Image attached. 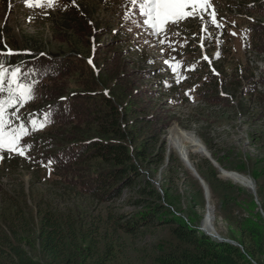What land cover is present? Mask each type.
I'll use <instances>...</instances> for the list:
<instances>
[{"label": "rangeland", "instance_id": "obj_1", "mask_svg": "<svg viewBox=\"0 0 264 264\" xmlns=\"http://www.w3.org/2000/svg\"><path fill=\"white\" fill-rule=\"evenodd\" d=\"M209 2L203 20L189 16L168 24L165 33L157 36L137 23L143 18L132 14L129 0H56L52 8L0 0V50L6 44L16 55L72 61L57 82L37 80L34 99L19 109L26 124L30 113L36 119L51 115L45 127L30 130L21 139L22 146L31 145L26 156L0 153V231L15 213L35 216L39 209L53 210L77 225L83 240L80 249L90 257L82 264H155L161 244L170 240L168 228L147 229L135 236L116 231L112 214L135 210L126 204L128 192L114 203L98 204L75 188L73 174L53 163L56 157L50 154L75 142L70 140L78 136L73 131L84 124L74 113L52 112L49 105L62 96L60 100L66 101L90 82L105 95L115 92L124 104L131 101L134 107L152 108L148 115L156 121L150 131L153 142L165 147V162L144 171L151 174L159 192L166 191L167 203L185 220L204 229L212 208L215 235L241 247L244 221L257 215L264 221V31L257 28L264 26V0ZM213 12L219 28L211 21ZM165 61L178 63L179 68L174 72ZM105 68L111 72L99 75ZM50 90H56L54 97ZM133 90L143 91V96L130 98ZM174 127L197 136L224 171L245 176L252 187L221 176L205 156L191 154L203 186L171 145ZM172 158L176 163L169 166ZM216 158L223 159L226 168ZM205 160L224 184L212 180L209 187L197 169L208 170Z\"/></svg>", "mask_w": 264, "mask_h": 264}, {"label": "trees", "instance_id": "obj_2", "mask_svg": "<svg viewBox=\"0 0 264 264\" xmlns=\"http://www.w3.org/2000/svg\"><path fill=\"white\" fill-rule=\"evenodd\" d=\"M257 28L264 31L262 24ZM7 60L11 65L20 64L28 69L48 68V75L35 78L54 82L72 66L71 60L33 54L12 55ZM106 72L111 71L101 69L99 75ZM108 77L116 79L112 74ZM98 87L88 82L82 92L66 101L60 100L63 96L59 97L49 105L51 110L53 107L52 112L61 109L74 113L79 124H84L73 131L78 133L70 138L75 142L50 154L56 157L53 160L56 167L74 175L71 182L75 188L98 204L114 203L128 192L126 204L135 210L112 214V227L116 231L135 236L147 229L168 228L170 240L161 244L154 256L155 264H264L262 217L257 215L245 220L246 226H240L241 247L218 241L192 220H185L167 203L166 191L159 192L151 174L144 171L165 162V147L153 142L154 135L150 131L156 121L154 115H148L152 108L134 107L131 101L124 104L115 92L105 95ZM54 92L56 90H50V96L54 97ZM142 96L143 91L133 90L129 94L133 99ZM164 132L162 128L160 138ZM156 148L157 153L151 156ZM216 159L225 167L223 159ZM173 163H176L174 158L170 159L169 166ZM205 165L206 172L204 167L197 169L209 187L212 180L224 184L210 162L205 160ZM5 224L0 231V264H82L89 257L88 252L80 249L83 240L77 225L70 217L64 221L53 210L39 209L35 216L15 213ZM28 248L41 259L33 257Z\"/></svg>", "mask_w": 264, "mask_h": 264}, {"label": "snow or ice", "instance_id": "obj_3", "mask_svg": "<svg viewBox=\"0 0 264 264\" xmlns=\"http://www.w3.org/2000/svg\"><path fill=\"white\" fill-rule=\"evenodd\" d=\"M74 2L75 0H73ZM25 3L28 7L52 8L56 0H25ZM129 3L132 6V14H138L143 18L137 23L147 26L151 33L157 36L165 33L168 24L179 23L189 16L199 15L203 20L207 8L211 7L209 0H129ZM210 15L212 23L217 28L221 27L215 19L214 12ZM129 18V15L126 14L125 19ZM160 43H165V40L162 39ZM4 49L0 50V93L6 92L7 95L0 97V153L7 151L9 154L16 153L26 156L25 149H30L31 145L22 146L21 139L29 135L30 130L37 131L45 127L51 121V115L45 113L43 119H36L30 113L28 124H26L18 115L19 109L34 99V89L38 82L35 77L48 75L50 69L36 67L28 69L20 64L11 65L7 57L17 53L7 48L6 44ZM173 51H175L174 48ZM164 63L168 64L174 72L179 68L178 63L174 64L171 61ZM29 77L33 78L29 79ZM11 108H15V111L9 114L8 110ZM16 121L20 122L17 124ZM0 159H3L2 155H0Z\"/></svg>", "mask_w": 264, "mask_h": 264}, {"label": "bare ground", "instance_id": "obj_4", "mask_svg": "<svg viewBox=\"0 0 264 264\" xmlns=\"http://www.w3.org/2000/svg\"><path fill=\"white\" fill-rule=\"evenodd\" d=\"M170 141L172 147L178 153L184 165H186L187 163L192 164L191 154H199L202 156H206L209 153L202 140H200L194 134L177 127L172 128ZM225 177L249 188L253 185V183L248 178L235 172H227L225 174ZM207 195L209 196L208 189ZM203 227L205 231L209 234H218L214 225V213L212 208H209L205 216Z\"/></svg>", "mask_w": 264, "mask_h": 264}, {"label": "water", "instance_id": "obj_5", "mask_svg": "<svg viewBox=\"0 0 264 264\" xmlns=\"http://www.w3.org/2000/svg\"><path fill=\"white\" fill-rule=\"evenodd\" d=\"M206 159H208L221 173V176L225 177V174L227 173L226 171H224L212 158L211 154L208 153L206 156ZM186 166L190 169V171L194 174V176L200 180L201 183H203L202 179L200 178L198 172L196 171V169L193 167L192 164L190 163H187ZM203 186H204V183H203ZM206 188V187H205ZM206 194H207V188H206ZM201 230L203 232H205L208 236H211L213 238H215L216 240L218 241H225V242H228V243H231V244H235L233 241H230V240H224L222 239L221 237H219L218 235H213V234H209L207 233L203 228H201Z\"/></svg>", "mask_w": 264, "mask_h": 264}]
</instances>
